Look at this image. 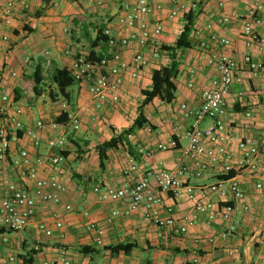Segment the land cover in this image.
Segmentation results:
<instances>
[{
	"label": "crops",
	"instance_id": "0c3cea01",
	"mask_svg": "<svg viewBox=\"0 0 264 264\" xmlns=\"http://www.w3.org/2000/svg\"><path fill=\"white\" fill-rule=\"evenodd\" d=\"M26 1L30 6L29 10H18L13 25L1 28V34L8 38L6 41L0 40V89L4 88L8 94L14 90L19 78L32 74L38 64L42 66L44 75L48 70L52 72L55 68L67 67L71 57L64 54L66 48L71 46L72 49L81 51L78 40L95 39L98 26L104 24L105 29H112L116 34L117 17L125 0ZM150 1L160 9L155 10L149 19L159 20L163 25V32L155 41L154 46L157 49L174 45L183 30L184 16L190 11L196 14L193 32L202 30L204 37H207L206 29L211 25L217 34L230 40V46L219 48L210 45L207 49H200L196 46V38L192 32L189 37L191 48L176 52L180 72L175 80V99L170 104L154 99L145 107L144 114L149 125L132 135L129 141L136 152L140 146L150 156L140 155L139 160H135L139 166L138 172L128 176L123 174L129 166L125 146H119L107 153L104 170L99 167L95 147L132 125L143 100L141 92L150 89L153 72L169 62L166 52L161 51L160 58L154 59L151 46L141 50L149 60V65L141 71L137 79L126 78L120 102L117 104H104L97 108L89 94H82V89L80 95L74 92V96L71 94L73 90L68 89L70 97L74 99L72 106L62 99L53 105L42 103L40 99L43 96L31 102L41 115L39 120L45 122L59 117L61 104L68 103V110L76 113L81 120L82 135L72 138L77 145L67 138V135L75 132L67 129L64 133V149L70 154L62 176L66 186L62 204L39 203L32 222L20 233L12 232L0 224V253L4 259L1 264H24L20 256L34 248L39 249V253L33 264H44L45 261L54 259L59 250H65L74 264H194L195 258L205 264H235L237 257L251 264H264V176L253 177L248 172L235 176L245 197L241 201L230 203L235 212L227 222L217 219L208 223L206 215L194 211L184 196L178 199L171 194L162 193L164 204L160 215L165 217V209L171 208L178 225L187 228L186 234L168 240L158 237V228L153 222L144 219L141 209L128 216L120 214L109 223L107 220L111 218L112 212H123L126 202L96 201L94 187L118 188L133 185L146 170L174 171L188 165L190 167L185 182L195 187L209 186L223 176L220 164L206 171L202 178L195 177V168L184 155L188 144L184 130L190 128L192 116H186L182 106L195 112L202 104L204 91L212 87L218 75L217 62L212 58L213 52L224 51L241 63L245 52L241 39V22L233 17L223 27L216 25V22L225 16L243 15L258 0H179L187 6L188 12L177 18L169 16L173 7L171 0ZM5 2L6 0H0V13ZM35 12H41V15L31 16ZM262 17L264 18V11ZM257 32L264 36V28H257ZM97 50L105 52L106 46L98 47ZM137 51L138 47L131 45L124 51L123 56L131 60ZM251 54L255 60L264 61V52L257 48ZM13 72L15 77L11 75ZM191 72L194 74L193 79ZM241 77L242 81L233 85L227 97L228 114L236 119L234 123L229 122L227 127V134L232 139L228 149L234 158L239 156L238 142L252 143L264 139V74L253 77L244 68ZM190 82L192 87H189ZM75 87L77 90L80 86ZM25 101V98H21L17 103L23 106ZM249 110L252 111V117L247 120L243 114ZM32 116L31 110L25 109L23 122L26 128H32L35 124ZM210 124V121H205L202 127L206 128ZM177 127L183 129L178 139V148L168 152L158 151L157 145L172 137ZM56 135H60V132L45 130L41 135L40 146L34 148L29 141H24L15 147H24L31 154L45 153L48 151L46 141ZM259 161L264 164V149ZM76 162L78 165L74 169L72 163ZM9 183L29 184L10 165H5L0 170V202L3 200L4 188ZM257 184H261L262 188L257 189ZM66 204L72 206L71 211H65ZM244 206L249 207L248 212L242 211ZM57 220L63 223V227L55 230L51 237H46L38 230L40 223L53 225ZM93 222L102 226L99 234L87 230L88 225ZM227 231L228 238L222 239L220 235ZM97 237H100V242H97ZM211 237H216L213 244L207 242ZM195 239L202 242L195 244ZM120 244H134L135 247L129 254L111 255L104 250L106 246ZM82 247H91L90 253L84 255L80 251ZM229 251L235 254L230 256ZM10 257L15 260L8 261Z\"/></svg>",
	"mask_w": 264,
	"mask_h": 264
},
{
	"label": "built area",
	"instance_id": "2783aa9c",
	"mask_svg": "<svg viewBox=\"0 0 264 264\" xmlns=\"http://www.w3.org/2000/svg\"><path fill=\"white\" fill-rule=\"evenodd\" d=\"M119 1V0H114ZM173 5L169 16L177 18L188 12L187 6L179 0H171ZM30 6L26 0H6L0 13V40L6 41L7 36L1 34L2 27H11L14 23L15 14L18 10L27 12ZM150 0H125L121 6V12L117 17L118 31L113 33L112 29H105L104 35L108 38L104 57L100 60L89 58V53L76 51L72 47L66 48L64 54L71 57L67 69L78 85L85 88L89 96L97 104V108L104 104H117L120 102L122 89L126 78L137 79L141 71L149 65V60L141 52L148 46L152 47V57L159 59L161 52L155 45L156 39L163 32V25L159 20L151 21L155 10H159ZM264 0L256 1L243 14H233L217 20L216 25L223 27L235 18L241 22V39L243 41L244 55L241 63L224 51L212 53V58L217 62L218 75L211 88L204 91L202 104L195 111H189L182 106L186 116H192V124L189 129L184 130V136L188 144L184 155L195 168V177L200 179L204 173L215 165H222V175L230 172L239 175L248 172L253 177L264 176V164L259 161L261 151L264 149V139L257 142L240 141L237 144L238 157L234 158L228 149L232 139L227 134L228 123L236 122L230 117L227 111V97L234 84L242 81L241 71L245 68L253 77L264 74V61H257L253 58L251 51L257 48L264 52V36L257 32V28H264ZM206 31L208 36L204 37V31L195 30L193 36L196 38V46L200 49L212 47H229L231 42L227 37L217 34L210 25ZM135 45L138 51L131 60L124 58L125 50ZM13 77L16 74H11ZM194 78L193 72L190 73ZM189 87H192L190 82ZM67 114V122L58 124L54 121L45 122L39 120L32 128H26L23 122L25 109L14 100V95H3L0 98V170L5 165H10L24 179L28 185L9 183L4 188L3 200L0 202V224L12 232L24 231L32 222L36 207L39 203L60 205L62 195L66 192V186L62 181L63 173L67 168L68 159L61 152L64 151L66 138L64 133L67 129L79 132L81 120L79 116L68 110V105L61 104V114ZM249 120L252 111L243 114ZM210 121L211 124L203 128L202 124ZM45 130L60 132L46 141L48 149L45 153L31 154L24 147L16 149V145L29 141L34 148L40 146L41 135ZM182 127L174 129L172 137L166 142L159 143L158 151L168 152L178 148V139ZM132 139V135L128 136ZM140 155L149 157L150 153L142 147H138ZM129 166L123 174L128 176L138 172V164L128 154ZM188 165H184L174 171H152L146 170L140 179L133 185H125L118 188H103L96 186L93 193L96 201L100 203H118L125 201L123 212L113 211L112 219L123 214L125 216L141 209L146 221L153 222L158 228V237L168 240L182 236L187 233L184 225H178L172 215V209L166 208V216L160 215L163 207L162 193L171 194L175 198L182 196L192 205L194 211L204 214L208 223L217 219L227 222L231 219L235 209L230 204L233 201L244 199V192L236 179H219L209 186L195 187L185 182L186 174L189 171ZM257 189L262 185L257 184ZM65 211H71L70 204L64 205ZM243 212H248L249 207L244 206ZM63 223L60 220L53 225L40 223L38 230L46 237H51L55 230H61ZM102 226L98 223H90L87 230L96 234L100 233ZM232 230V228L230 229ZM229 231L222 233L220 237L227 239ZM216 237L207 239L209 244L215 242ZM6 239H4L5 241ZM100 242V237H97ZM195 244L202 240L195 239ZM235 252L229 251V255ZM15 259L10 257L8 261ZM4 259L0 253V264ZM194 264H205L199 258L193 259ZM44 264H74L65 250H59L54 259L47 260ZM235 264H251L236 259Z\"/></svg>",
	"mask_w": 264,
	"mask_h": 264
},
{
	"label": "trees",
	"instance_id": "16d2710c",
	"mask_svg": "<svg viewBox=\"0 0 264 264\" xmlns=\"http://www.w3.org/2000/svg\"><path fill=\"white\" fill-rule=\"evenodd\" d=\"M26 16L28 13H25ZM41 12L32 13L31 16L39 17ZM196 18V14L192 11L188 12L184 16L185 24L181 34L175 40V43L171 47L163 46L159 49V51H164L168 54L169 62L167 65L162 66L158 70H155L152 74V85L150 89L143 90L141 92L143 96V100L140 103L137 109V116L134 119L132 125L124 129L117 135H114L110 140L104 141L101 144L95 147V152L97 154V159L99 163V167L101 170L105 169L106 161H107V153L112 150H116L119 146H125L128 154L134 159L139 160L140 154L138 151L136 152L134 146L130 143L128 136L134 135L139 130L145 128L149 125V121L146 119L144 114V109L148 106L154 99H159L161 102L165 104H170L174 101L177 87L175 84V80L179 75V63L177 61L176 52L178 50H184L191 48V43L189 40L190 35L193 32L194 21ZM29 33L31 32L29 29H26ZM105 25H101L97 27V33L95 39H90V47L91 50L89 52V58L93 60H100L104 57V52L98 51L97 48H104L108 41V38L104 35ZM51 82L56 87L55 92H50L49 95L52 100H55L59 96L63 97L67 102L71 101L70 93L68 91L69 88L76 86L78 83L74 81L71 77L67 67L64 68H55L51 72L50 76ZM45 82V76L43 68L40 64L37 65L35 71L30 75H22L17 85L14 88V100L18 102L24 93L27 91H32L35 96L40 97L43 93V85ZM55 123L65 124L67 122V114H61L59 117L53 119ZM152 128V127H151ZM73 143L78 145L75 140ZM76 145V146H77ZM87 146V143H85ZM65 157H68L69 151L61 152ZM236 176V173L230 172L227 175H223L220 179H231ZM135 247L134 244H120L116 246H106L104 250L109 251L111 255H117L120 253L129 254L132 249ZM80 251L87 255L91 251V247H82ZM39 253V249H32L26 255L20 256V259L24 261V264H33V261L37 254Z\"/></svg>",
	"mask_w": 264,
	"mask_h": 264
},
{
	"label": "rangeland",
	"instance_id": "374dc122",
	"mask_svg": "<svg viewBox=\"0 0 264 264\" xmlns=\"http://www.w3.org/2000/svg\"><path fill=\"white\" fill-rule=\"evenodd\" d=\"M78 44L80 45V50L81 51H83V52H86V53H89L90 52V50H91V47H90V40H88V39H80V40H78ZM45 82H44V85H43V87H42V89H43V93H42V96L43 97H41V99L40 100H42V103H48V104H50V105H53V104H56L57 102H60V99H62L63 101H65V102H67L63 97H61V96H59L58 98H56L55 100H52L51 99V97H50V95H49V93L50 92H55L56 91V87L54 86V84L51 82V79H50V76H51V71L50 70H48V71H46L45 72ZM77 86H78V84H77ZM80 86V85H79ZM11 88V87H10ZM75 86H73V87H71V88H69L70 90H73L72 91V96H74V92L76 93V92H78V95H80V89H82L83 90V92H82V94L85 96L86 95V93H87V91L85 90V88L84 87H82V86H80L79 88H77V90H75ZM14 90H11V93H9L10 95H14V92H13ZM8 94V91L7 90H5L4 88L3 89H0V98L3 96V95H7ZM88 94V93H87ZM22 98L24 99H26V101H25V104H23V107L25 108V109H30L31 110V112L33 113V116L32 117H34V122H37L39 119H40V113L38 112V110L37 109H35L34 107H33V105H31V102L33 103V101L34 100H37L39 97H37V96H35V94L32 92V91H27L26 93H24L23 95H22ZM72 98V97H71ZM92 99V98H91ZM94 101V100H93ZM71 102V103H70ZM70 102H68L69 103V105H73V102H74V99L72 98V100L70 101ZM67 103V104H68ZM71 105V106H72ZM76 111H77V109H76ZM87 115H85V117H86ZM82 125V124H81ZM80 131H81V129H80ZM75 132V134H69V135H67V138H68V141H69V139H76V138H79V137H81V132ZM72 139V140H73ZM77 165H78V162H76V163H72V166H73V168L74 169H76V167H77Z\"/></svg>",
	"mask_w": 264,
	"mask_h": 264
}]
</instances>
